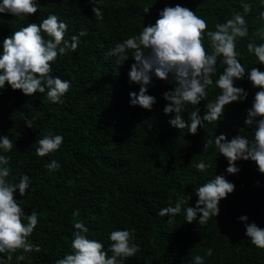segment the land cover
<instances>
[{
    "label": "trees",
    "instance_id": "trees-1",
    "mask_svg": "<svg viewBox=\"0 0 264 264\" xmlns=\"http://www.w3.org/2000/svg\"><path fill=\"white\" fill-rule=\"evenodd\" d=\"M242 2L252 4L253 11L246 17L249 34L237 41L236 50L242 53L240 60L246 72L251 67L264 71V65L257 64L246 47L254 38L257 44L264 43L253 36L257 28L264 27V20L257 19L264 10L262 0H103V23L93 17L86 0H39L40 11L23 19L0 13V52L4 37L28 23L39 24L50 12L68 25L66 40L81 30L87 32L80 37L75 52L69 50L52 64L51 75L71 81L62 104L51 103L46 93L26 96L12 90L7 82L0 90V136L13 143L10 152L0 149V155L10 158L9 180L18 182L23 174L31 179L28 194L21 197L17 190L15 198L26 214L33 210L39 214L29 240L41 247L39 253L26 254L24 261L17 262L14 255L10 264H55L71 252L74 223L78 221L88 227V238L101 241L105 250L111 231L133 232L131 243L138 244L139 251L124 264H192L195 255L203 256L204 264H264V249L252 245L245 235V223L255 222L264 228V174L257 171L254 162L241 160L237 162L240 172L229 175L227 160L214 143L209 151H202L204 141H214L221 133L228 140L236 135L251 138L252 131L244 119L259 89H254L247 77L238 80L237 86L249 93L247 99L225 106L218 122H204L192 135L187 128L179 131L171 127L168 121L175 114L163 112L167 101L162 93L172 84L154 78L147 93L156 97L151 111L130 106L129 93H139L140 87L129 82L134 60L129 58L119 65L117 57L105 58L116 43L137 35L144 25L154 24L158 10L166 4L180 3L194 10L207 20L209 30H214L216 23L242 11ZM150 4H154L150 12L143 13ZM223 68L218 62L214 81ZM219 94L218 88L208 90L211 98L198 105L201 117L207 111L205 104ZM193 110L189 105L182 113L188 123ZM26 118L32 120V128L25 124ZM47 134L62 135L63 144L59 150L37 157L36 140ZM52 160L61 167L49 174L44 165ZM200 160L212 166L200 172L194 167ZM215 174H223L235 184L234 192L220 201L216 218L205 225L185 223L182 211L170 224L167 216L157 215L170 201L175 206L178 199L187 201L182 209L195 206L198 197L193 190ZM77 210L79 215L74 216ZM223 214L233 222V232L227 236L217 229ZM242 215L248 217L246 222L238 219ZM209 248L213 250L210 257L205 255Z\"/></svg>",
    "mask_w": 264,
    "mask_h": 264
},
{
    "label": "clouds",
    "instance_id": "clouds-1",
    "mask_svg": "<svg viewBox=\"0 0 264 264\" xmlns=\"http://www.w3.org/2000/svg\"><path fill=\"white\" fill-rule=\"evenodd\" d=\"M86 2L91 5L93 17L103 23L106 7L103 0ZM153 6L154 4L145 6L143 13H149ZM240 8L242 11L234 12L231 18L223 23H216L214 30H209L207 20L194 10L180 3L174 6L166 4L158 10V18L154 24L144 25L137 35L116 43L105 58L115 56L119 65H123L129 58L134 60L128 72L129 82L139 84L140 87L139 93H129L130 106L138 105L151 111L156 104V97L147 93L149 87L153 86L154 78L172 84V88L162 93L163 99L167 101L163 112L166 115L175 114L168 121L171 127L179 131L187 128L192 135L197 134L198 127L204 122H218L225 106L247 99L248 91L236 84L238 80L247 77L252 87L259 89L255 92L251 107L246 109L244 119V125L252 131L251 138L236 135L228 140L226 134L221 133L215 135L214 141H204L202 151H209L214 143L219 155L222 154L227 160L226 173L229 175L240 172L237 162L241 160L254 162L257 171L264 174V71L251 67L246 72L240 60L242 53L236 50L237 41L249 34L246 17L252 13L253 5L242 2ZM38 10L40 11L39 0H0V13H10L20 19L29 17ZM257 19L264 20V10L259 11ZM67 30L68 25L50 12L39 24L28 23L4 37L0 52V90L5 88L7 82L12 90H20L26 96L46 93L51 103L62 104L63 97L71 88V81L51 75L52 64L58 57L67 55L69 50L75 52L80 37L87 34L86 30H81L77 35H72L70 40H66ZM253 36L264 41V27L257 28ZM205 37L208 40L207 47ZM246 47L248 53L255 56L257 64L264 65V43L257 44L254 38ZM218 62L224 68L214 81ZM118 75L119 72H116V76ZM210 88H218L220 94L214 101L205 104L207 111L201 117L198 105L201 101H208ZM189 105L194 108L189 116L190 123L182 115ZM24 122L28 128H32L31 119L26 118ZM243 131L244 128H241L240 132ZM63 139L59 134H47L36 140V156L45 157L59 150ZM12 148V140L7 136H0V149L10 152ZM9 159L0 155V254H5L0 257V264H10L14 255L17 262L24 261L28 258L26 254L41 251L38 244L29 240L39 223V214L34 210L26 214L24 207L15 198L17 190L21 197L28 194L31 179L29 175L23 174L18 182L15 179L9 180L12 175ZM211 166V163H205L204 160L194 165L200 172ZM44 167L51 174L60 169L61 165L52 160ZM234 190L235 184L227 180L225 175L215 174L214 178L193 190L198 197L195 206L182 209L187 201L178 199L175 206L170 201L157 215L167 216V222L171 224L183 211L185 223L198 222L205 225L211 218L219 215L220 201ZM73 215L78 216L79 211ZM238 219L246 222L248 217L242 215ZM74 229L76 231L72 234L71 252L57 259L55 264H124L125 260L139 251V245L131 243L133 232L127 229L109 233L107 250L101 241L88 238L86 234L89 229L82 221L74 223ZM245 235L252 245L264 249V228L255 222L245 223ZM205 255L212 256L213 250L207 249ZM192 264H204V257L195 255Z\"/></svg>",
    "mask_w": 264,
    "mask_h": 264
},
{
    "label": "rangeland",
    "instance_id": "rangeland-1",
    "mask_svg": "<svg viewBox=\"0 0 264 264\" xmlns=\"http://www.w3.org/2000/svg\"><path fill=\"white\" fill-rule=\"evenodd\" d=\"M208 98L211 96L208 95ZM219 234L227 236L233 232V222L228 214H223L217 223Z\"/></svg>",
    "mask_w": 264,
    "mask_h": 264
}]
</instances>
